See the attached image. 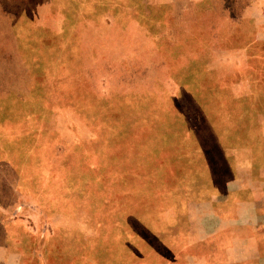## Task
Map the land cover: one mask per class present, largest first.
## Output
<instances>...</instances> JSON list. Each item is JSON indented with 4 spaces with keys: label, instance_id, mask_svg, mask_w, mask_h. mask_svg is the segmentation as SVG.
<instances>
[{
    "label": "rangeland",
    "instance_id": "obj_1",
    "mask_svg": "<svg viewBox=\"0 0 264 264\" xmlns=\"http://www.w3.org/2000/svg\"><path fill=\"white\" fill-rule=\"evenodd\" d=\"M212 205L264 264V0H0V264H184Z\"/></svg>",
    "mask_w": 264,
    "mask_h": 264
},
{
    "label": "crops",
    "instance_id": "obj_2",
    "mask_svg": "<svg viewBox=\"0 0 264 264\" xmlns=\"http://www.w3.org/2000/svg\"><path fill=\"white\" fill-rule=\"evenodd\" d=\"M210 208L212 216H214L221 225L220 227L207 231L205 235L199 239L198 242H200L201 246L204 248L205 253L196 257L189 255L191 259L189 258L184 264H230L227 256L230 241L229 229L222 225L224 220L222 213L215 210L216 208H214L213 205Z\"/></svg>",
    "mask_w": 264,
    "mask_h": 264
},
{
    "label": "trees",
    "instance_id": "obj_3",
    "mask_svg": "<svg viewBox=\"0 0 264 264\" xmlns=\"http://www.w3.org/2000/svg\"><path fill=\"white\" fill-rule=\"evenodd\" d=\"M251 53H252V52H251ZM251 53L248 54V55H250L249 57H251V55H252ZM246 54H247V53H246Z\"/></svg>",
    "mask_w": 264,
    "mask_h": 264
}]
</instances>
